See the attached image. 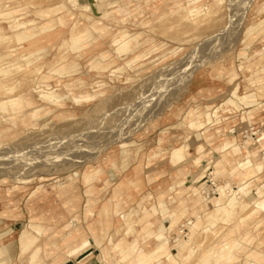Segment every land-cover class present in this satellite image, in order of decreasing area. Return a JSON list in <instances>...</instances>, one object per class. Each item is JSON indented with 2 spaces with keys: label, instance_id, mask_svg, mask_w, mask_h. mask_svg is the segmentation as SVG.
<instances>
[{
  "label": "rangeland",
  "instance_id": "obj_1",
  "mask_svg": "<svg viewBox=\"0 0 264 264\" xmlns=\"http://www.w3.org/2000/svg\"><path fill=\"white\" fill-rule=\"evenodd\" d=\"M188 1L119 0L115 17H97L106 32L92 30L88 45L76 43L85 44L81 50L57 39L32 58L40 60L21 73L11 70L3 80L13 91L2 89L0 102L21 100L15 109L6 105L0 110V236L6 248L1 264H122L123 251L116 245L128 251L136 241L141 254L160 245V234L177 255V240L190 233L188 220L204 215L197 209L213 210L218 188L237 186L227 173L213 174L222 153L213 143L197 140L189 128L195 117L191 110L219 108L210 132L226 127L221 139L256 144L259 162L264 159V93L258 91L264 78V0H197L190 7ZM6 3L20 10L14 14L20 22L56 20V0H1L0 6ZM192 7L201 12L179 26L180 12ZM72 12L68 26L57 28L63 39L73 23L88 25L79 11ZM186 27V33L174 37ZM2 36L13 32L0 18V57L12 47L27 51L14 38L2 42ZM115 38L129 41L126 52H118ZM63 60L71 71L54 73ZM41 76L62 95L59 103L39 97L33 80ZM237 84L241 94L257 93L256 107L226 104ZM177 152L178 162L173 161ZM203 170L204 181L197 187ZM259 181L250 184L244 210L233 220L217 221L205 233L204 219L189 244L196 253L179 264H197L225 241L240 246L245 232L254 241L235 250L236 264H246L253 250L264 252V174ZM197 191L207 202L196 203ZM172 211L184 216L170 231L165 221ZM239 218L249 219L229 235ZM31 225L43 233L23 254L20 235L24 229L33 232ZM133 258L128 253L123 264Z\"/></svg>",
  "mask_w": 264,
  "mask_h": 264
},
{
  "label": "bare ground",
  "instance_id": "obj_2",
  "mask_svg": "<svg viewBox=\"0 0 264 264\" xmlns=\"http://www.w3.org/2000/svg\"><path fill=\"white\" fill-rule=\"evenodd\" d=\"M56 1L57 4L55 5V8L53 10L54 13H56L54 15L56 16V20H53L52 17L46 18L49 21L41 25H37L34 22H20L18 16L14 15L18 11H20L19 9L13 8L7 3L2 4L0 6V12H3V14H0V18L7 21V23L9 24V28L13 32V36H2L1 41L9 42L11 38H14L15 41L21 45L20 49L27 48L26 52H18L19 48L12 47L7 50L6 56L2 55L0 57V62L6 61L4 63H1L0 65V77L2 79L0 80V91L2 89H7V87L3 83V80H6L9 78V76H11V70H14L17 73H21L22 71H24V67H30L35 62V60L41 59L39 57L35 60L32 58L34 56L37 57V55L42 53L47 46H50L57 39L63 40L64 43L69 44L70 48H72L73 51L81 50L83 47H85V44L88 45V42L90 40L89 34L92 30L96 32L100 31L102 34L103 29L104 32H106L107 30L104 27L105 25L101 23L102 20L98 19L97 17L109 19L110 17H115L116 13H119L121 11L120 9L114 10L116 7H118L119 0H87L86 3H83L79 0ZM196 1L197 0H189L188 6L190 7L191 5L196 4ZM221 1L222 0H219V3ZM65 9L68 10L65 11ZM201 9L202 8L199 7L183 9L177 19L179 26H182L184 28L185 21L188 19V17L198 15L201 12ZM72 11H79L80 16L87 20L88 25L79 27L78 25L80 23H73V25L69 29L68 38L63 39L62 34L59 35L57 33V28L59 27V25H64L66 27L68 26V23L74 16ZM3 15L6 17H3ZM41 16L47 17L46 14H41ZM186 29L187 27L184 30L177 32L176 34H174V37H178L180 33H186ZM122 37H127L126 32L122 34ZM120 41H122V39L115 38L113 42ZM78 42L87 43L79 46L76 44ZM128 46L129 41L120 42L118 44V52H126L129 48ZM21 61H25V64L19 66V63ZM131 63L132 62L130 61L127 64L130 65ZM71 66L72 65L69 64L68 61L63 60L60 66L54 70V73H68L71 71ZM124 70L125 68L123 67L115 70L114 72L119 73L120 71ZM34 71L36 70L34 69L33 71H31V73H33ZM48 79L49 78L47 76H41L39 79L33 80V82L35 83L37 81L36 85L39 86V97L43 101L49 104H57L61 101L62 95L57 93L56 90H53V88H51V85L45 83ZM258 83L260 86L258 88V91L259 93L263 94L264 78L259 80ZM6 91L12 92L13 89H7ZM227 97L228 99L226 104L231 105L235 108H238L240 105H243L245 107L247 106L248 108H254L258 104V100L256 98L257 93L249 92L241 94L240 86L238 84L234 86L233 89H231L229 96ZM20 100V98H16L0 102V110L5 111L6 105H11L13 109L19 107ZM220 105L221 104L219 103V106ZM218 110L219 108L211 110L210 106H207L206 111L203 113H198L196 112L197 110H191L189 115H194L195 117L189 121V128L191 130L196 131L195 134L197 140L205 139L207 142L213 143V149L222 153L217 164L218 167L215 168L216 172L214 171L213 174H217L219 172L227 173L232 182H234L237 186L233 187L230 184H225L224 186L220 187L218 186L219 188L217 195L219 197L213 199V210L207 211L205 210V206H202L198 209L196 208L198 211L202 210L204 215L202 217H197V219L188 220L187 225H191L190 233H188L185 238L179 237V239L177 240V255L172 254L171 246L168 245V241L164 239L163 234H160V245L152 250H148L145 253H137L138 244L136 243V241L130 246L128 251L126 248H124L125 246L123 244L116 245L115 249H122L123 251V256L121 260L122 262L120 263H124V260L127 259L128 253L134 255L132 263L130 264H179L180 261L191 260L194 254L196 253V248L189 247V244L193 242V238L196 236L197 231L205 225V221L208 224H206L207 226L204 228V232L208 233L211 230V226L214 225V223H216L217 221L227 222L229 221V219L233 220L234 217L238 215V213H241L244 210L243 203L245 197L249 195L248 188L250 184L254 181L260 182V178L263 177L264 159L259 162V153L261 152V150H259V148H256V144L251 143L249 145L248 141L245 142L244 145H241L246 151V155L243 158L241 155H243L244 150H242L241 146L237 144L236 140L229 141L226 139H221L224 136L223 132L227 129L226 127L224 129L218 128L215 134H212L210 132V129H212L211 127L215 125L214 123L219 120ZM251 113L252 111L248 112L249 115ZM202 149L203 146H199V151H202ZM184 150L185 148L181 147L179 151H182L184 154ZM179 156H181L180 152H177L173 158V161L178 162L181 159ZM200 163V158L195 160L194 162V164L197 166L200 165ZM203 181L204 170L201 175L197 176L194 185L198 187ZM208 183H210V181H208ZM205 194H207V192H205ZM194 196L197 197L196 203L202 201L207 202L206 200H203L202 196L198 193V191L194 193ZM172 213V217L166 219L165 221V224L170 231L176 229L179 220H181L184 216L182 212L180 214V212L178 213L176 211H172ZM248 219L249 218H239L234 220L236 222L232 226L231 231H229V235L233 233H238L241 228L246 224ZM182 227H184V225ZM31 228L33 232L28 231V229H24L20 235L19 244L23 254L27 253L35 247V245L39 241V237H41L43 233V230L39 225H31ZM2 237L3 236H0V260L4 252L6 251V248L4 247V244L2 242ZM253 241L254 237L251 235V233L245 232V234L241 237V241L239 240L240 246L234 243L233 241H225L224 243L219 244L211 250L206 251L204 255L201 256L197 264H236V261L238 260L234 254L235 250H241L244 247V244L249 245L252 244ZM38 251L39 249L37 248V250L35 249V251L33 252V260L37 256ZM245 260L246 264H264V252L253 250L247 254ZM1 263L2 261H0V264Z\"/></svg>",
  "mask_w": 264,
  "mask_h": 264
}]
</instances>
